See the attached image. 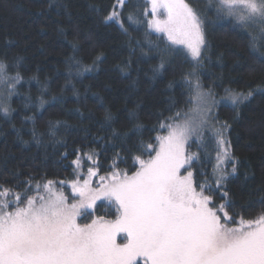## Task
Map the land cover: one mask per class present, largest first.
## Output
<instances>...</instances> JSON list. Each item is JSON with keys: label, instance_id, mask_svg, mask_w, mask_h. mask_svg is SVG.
Segmentation results:
<instances>
[{"label": "trees", "instance_id": "obj_1", "mask_svg": "<svg viewBox=\"0 0 264 264\" xmlns=\"http://www.w3.org/2000/svg\"><path fill=\"white\" fill-rule=\"evenodd\" d=\"M188 1L203 20L202 61L177 45L165 53L170 42L147 27L151 15L143 16L142 8L135 10L136 23L126 19L131 9L125 8V32L106 22L114 0H0V61L10 76H21L14 89L10 82L0 83V106L9 108L7 115L0 111V186L38 199L47 181L54 182L51 187L73 181L78 157L81 169L93 167L102 177L114 164L131 174L139 167L135 156L146 160L154 154L143 145H155L156 137L166 134L159 124L171 122L178 111L182 116L192 111L189 81L198 79L216 100L225 89L253 92L238 109L228 100L216 107V127L230 125L223 135L236 172L229 168L226 184H212V193L214 204L236 205L230 215L247 219L264 211V48L253 50L256 34L234 18L218 16L216 0ZM161 60L164 67L157 71ZM214 133L207 131L187 146V155L198 153L191 161L197 183L212 182ZM117 214L108 200L97 201L94 213L81 222Z\"/></svg>", "mask_w": 264, "mask_h": 264}, {"label": "snow or ice", "instance_id": "obj_2", "mask_svg": "<svg viewBox=\"0 0 264 264\" xmlns=\"http://www.w3.org/2000/svg\"><path fill=\"white\" fill-rule=\"evenodd\" d=\"M149 6L152 18L147 27L164 33L170 42L164 52L172 45H183L193 59L202 61V50L207 51L203 20L185 0H114L105 19L127 32L121 18L125 8L131 9L126 19L136 23L135 10L142 8L141 14L147 16ZM216 13L258 30L251 37V47L264 48V0H216ZM163 67L161 60L157 71ZM20 80L19 72L10 76L8 65L0 61V83L10 82L14 89ZM189 83L196 115L190 118L178 111L169 117L171 122L159 124L166 134L158 135L155 145H143L154 154L148 153L146 160L135 156L139 167L132 174L116 170L114 164L107 178L100 177L107 182L92 187L91 176L97 170L89 167L88 179L71 182L72 202L62 192L51 191V180L43 185L49 195L38 199L0 186V264H137L138 260L143 264H264V211L246 219L241 213L229 214L236 207L230 200L213 203L212 184L221 188L228 169L236 172L230 141L223 135L230 128L226 121L213 137L216 162L211 184L207 179L197 183L193 177L191 161L198 159V153L186 155L185 146L193 136L201 139L217 101L211 90H202L198 79ZM224 91L221 99L237 109L253 95L251 90ZM0 111L7 115L9 108L0 106ZM105 119L110 121L111 114L106 113ZM86 155L88 160L95 158ZM73 163L79 167V157ZM223 196L228 197L226 190ZM101 199L116 206V218L100 216L91 223H78L82 214L91 215L81 210L94 209Z\"/></svg>", "mask_w": 264, "mask_h": 264}, {"label": "rangeland", "instance_id": "obj_3", "mask_svg": "<svg viewBox=\"0 0 264 264\" xmlns=\"http://www.w3.org/2000/svg\"><path fill=\"white\" fill-rule=\"evenodd\" d=\"M185 2L186 3H188L189 4V6H191V4H190V2L188 1V0H185ZM192 7V6H191ZM148 14H150L151 15V12H150V6H149V13ZM152 18V15L149 17V19L148 20H150ZM161 19H163L164 17H160ZM152 30V29H151ZM248 30L251 32V33H253V34H256L257 35V32H258V30H256V29H253V28H251V27H249L248 28ZM153 31V30H152ZM155 32V31H154ZM157 33V32H156ZM159 34H163L164 36H166L164 33H159ZM177 46H179V47H181V48H183L185 51H187V49L183 46V45H177ZM188 52V51H187ZM202 53H203V50H202ZM189 54V53H188ZM190 55V54H189ZM192 58V57H191ZM193 59V58H192ZM195 60V59H194ZM202 90L204 91V92H207V90H204V88H202ZM2 99H3V93H1L0 92V101H2ZM217 101V105H216V107L220 104V103H224V102H227V100H222V99H217L216 100ZM216 107L213 109V111L210 113V117H211V119H209V121H208V123L206 124V125H204L203 126V131H202V135H201V137L203 136V134L205 133V132H207V131H209V132H212L213 133V131H217V130H219L218 129V127H216V124H215V122L213 121V116H214V112H215V110H216ZM196 115V113H194L193 111H191L189 114H188V116L191 118V117H193V116H195ZM210 126H212L211 127V130H210V128H207V127H210ZM207 128V129H206ZM215 134V133H214ZM194 139H197L195 136H193L192 138H190L189 139V141H188V144H189V142L191 141V140H194ZM187 146L188 145H186L185 146V152H186V155H187ZM185 167H188V165H185ZM89 168V167H88ZM87 168V169H88ZM93 168V167H92ZM94 169V168H93ZM181 173L183 174L184 173V169H181ZM132 174V173H131ZM74 178H78L79 179V181H80V183H83V181L85 180V179H88V172H87V170L85 171V170H83V169H81L80 167H76V169H75V171H74ZM100 177H102V176H100V175H98L97 174V171H96V174L95 175H93V176H91V180H90V183H91V186L92 187H97L98 185H100V184H102V183H106L107 182V180L105 179L103 182L101 181V179H100ZM72 182V181H71ZM71 182L70 183H63V184H61V186H59V187H51V191L52 192H55V193H63L65 196H67L68 197V200H69V202H72V199H73V193H72V189H71ZM44 195L45 196H47V195H49V193H47L46 191H45V193H44ZM103 200H107V199H101V200H98V201H103ZM95 209V208H94ZM94 209H88V210H81L82 212H89V213H94ZM81 217H83V214L81 215V216H79L78 217V219H77V222L78 223H83V222H81L82 221V219H81ZM116 218V217H115ZM114 218V219H115ZM90 219H91V217H90ZM93 219H97V218H93ZM114 219H112V220H114ZM106 220H108V219H106ZM109 220H111V219H109ZM87 223H89V221L87 222ZM139 261H141L142 262V260H139Z\"/></svg>", "mask_w": 264, "mask_h": 264}]
</instances>
